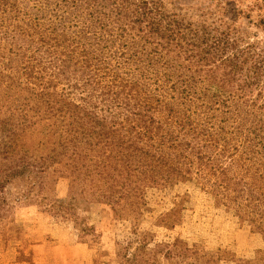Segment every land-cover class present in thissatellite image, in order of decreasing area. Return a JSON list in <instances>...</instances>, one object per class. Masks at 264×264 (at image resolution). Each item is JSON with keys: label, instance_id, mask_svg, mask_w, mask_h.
I'll return each instance as SVG.
<instances>
[{"label": "rangeland", "instance_id": "rangeland-1", "mask_svg": "<svg viewBox=\"0 0 264 264\" xmlns=\"http://www.w3.org/2000/svg\"><path fill=\"white\" fill-rule=\"evenodd\" d=\"M66 1L0 0V20L26 28L13 8L23 11L38 3L46 9L50 7L45 14L51 17L55 5H64ZM148 1L156 3L168 17L175 16L195 28L204 26L212 33L207 45L203 44L213 51L209 62H193L188 53L178 57L188 68L180 71L185 77L212 76L211 84L209 79L198 80L193 87L207 93L199 103H210L212 110L199 111L214 114L209 131L220 134L216 136L220 148L227 145L221 159L229 179L225 195L214 186L210 175L199 176L196 169L189 173V180L169 182L161 178L165 173L160 168L143 171L148 179V175H153V180H144V174H137L136 169L129 174L127 169L119 173L116 160H112L111 168L104 173L98 171L93 163L103 158L97 153L105 150L95 139L84 137L76 148L61 147L59 133L64 130V122L57 117L46 119L45 105L39 108L43 114L37 116L35 104L23 103L27 92L20 86L5 88L1 81L0 121L11 118L17 123L21 114L30 115L23 124L25 129L12 126V131L21 135L19 146H22L17 151L27 149L20 155L27 154L33 164L28 169L21 168L14 160L19 157L16 152L10 159L0 157V177L6 179L0 187V264H264V229L259 226L261 218L255 212V190L251 192L249 187L252 179L245 171L246 166L255 164V159H264L261 146L264 143V0ZM86 7L84 17H88ZM96 8L102 13L116 12L109 1L101 2ZM65 12L74 11L66 8ZM58 13L63 14L62 9ZM73 16L68 15L67 21L74 19ZM224 31H229V41H238L237 48L244 49V57L248 58L235 77L224 67L221 58L224 53L221 54L220 45L225 43L219 34ZM21 46L8 50L10 46L6 42L5 48H0V79L14 65L16 49L26 48L36 59L46 62L51 59L43 53L40 42L26 39ZM232 53L233 49H228L226 55ZM254 66L261 68L253 73ZM160 71L164 73L162 66ZM25 79V76L17 77L15 82L23 84ZM68 83V80L57 83L55 91H70ZM73 96L76 103L80 102V92L75 91ZM191 117L198 121L197 116ZM8 135L6 129L0 132V152ZM246 138L255 145V152H244L242 141ZM179 139L195 140L191 134ZM238 143L242 144L232 150L231 146ZM196 151L215 155L210 148ZM14 171L11 177L6 175ZM249 198L253 201H248ZM260 204L263 208L264 201ZM177 241L189 246L190 251L175 256L178 251L173 245Z\"/></svg>", "mask_w": 264, "mask_h": 264}, {"label": "trees", "instance_id": "trees-1", "mask_svg": "<svg viewBox=\"0 0 264 264\" xmlns=\"http://www.w3.org/2000/svg\"><path fill=\"white\" fill-rule=\"evenodd\" d=\"M103 1L114 5L116 12L99 11L96 5ZM90 2L92 4L87 0H67L64 5L57 3L50 13L51 17L45 14L50 7L46 9L38 3L23 11L13 8L21 15L26 28L21 24H6L0 20V48H5L7 42L10 46L8 50H12L28 39L31 43L40 42L43 53L51 59L46 62L36 59L26 48L16 49L12 58L15 67L11 64L9 73H5L0 82L5 88L20 86L23 92H27L23 103L35 104L34 113L37 116L43 114L39 108L45 105L46 119L57 117L64 122V130L59 133L61 147L76 148L84 137L95 139L105 150L97 153L103 158L93 163L98 171L104 173L111 168L112 160H116L120 167L119 173H122V169H127L128 174L138 170L137 174H144V180H153V175H148V179L147 173L143 171L160 168L165 173V177L161 178L169 182L172 179L189 180V173L196 169L199 176L210 175L214 186L225 195L229 179L221 159L226 154L227 145L220 148L217 139L220 134L209 131L214 114L199 111L212 108L208 102L199 103L207 93L196 91L193 87L198 80L205 82L209 79L211 84L212 76L207 79L194 76L187 78L183 71L180 72L188 69L181 63L180 56L183 53L191 55L193 62H209L213 58V51L203 47V44L207 45V38L212 37L211 31L204 26L195 28L192 23L185 24L175 16L168 17L156 3L154 6L148 0ZM85 7L88 17L83 15ZM66 8L74 12H65ZM58 9H62L63 14L58 13ZM70 14H75L74 19H82L67 21ZM219 35H222L224 39L221 41L225 43L220 45L221 54L224 53L221 55L223 65L235 77L238 69L248 62V58L244 57L245 50L237 48L238 41H229V31ZM228 49H233L234 53L226 55ZM161 66L164 73L160 71ZM260 68L254 66L253 73ZM19 69L22 71L19 72ZM22 76H25L26 82L16 83L15 79ZM75 79L78 81L73 83ZM63 80L69 81L71 90L57 93L54 88ZM75 91L80 92L78 103L73 96ZM223 105L226 107L225 102ZM248 114L252 115L250 112ZM193 115L197 116L198 121L192 119ZM20 116L21 121L17 123L11 118L0 121V132L6 129L10 134L0 157L5 159L8 156L10 159L12 153L16 152L15 155L19 156L14 159L17 165L28 169L33 163L27 159V154L20 155L28 150L23 148L17 151L22 146H19L21 135L12 131V126L19 130L25 129L23 124L28 122L30 115L25 112ZM205 125H209V128L205 129ZM219 129L222 130V127ZM186 134H191L195 140L179 139ZM242 143L244 152L257 150L249 138ZM242 143L231 146L232 150L238 149ZM261 146L264 147V143ZM197 148L214 149L215 155L212 157L198 152ZM263 160L255 159V164L246 166L245 171L252 179L249 187L251 192L255 190V212L261 218L259 226L264 229V207L261 208L260 204L264 201ZM15 173L6 175L11 177ZM5 181L0 177V187ZM247 200L253 201V198ZM173 246L179 253L175 254L177 257L190 251L189 246L182 242L179 244V241Z\"/></svg>", "mask_w": 264, "mask_h": 264}]
</instances>
